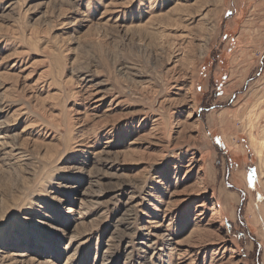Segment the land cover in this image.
I'll return each mask as SVG.
<instances>
[{
	"label": "rangeland",
	"instance_id": "obj_1",
	"mask_svg": "<svg viewBox=\"0 0 264 264\" xmlns=\"http://www.w3.org/2000/svg\"><path fill=\"white\" fill-rule=\"evenodd\" d=\"M0 264H264V0H0Z\"/></svg>",
	"mask_w": 264,
	"mask_h": 264
},
{
	"label": "bare ground",
	"instance_id": "obj_2",
	"mask_svg": "<svg viewBox=\"0 0 264 264\" xmlns=\"http://www.w3.org/2000/svg\"><path fill=\"white\" fill-rule=\"evenodd\" d=\"M216 230H222V227H221V228H216ZM71 258H72V256H69V257H68V261H69V262L72 261Z\"/></svg>",
	"mask_w": 264,
	"mask_h": 264
}]
</instances>
